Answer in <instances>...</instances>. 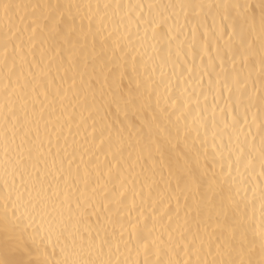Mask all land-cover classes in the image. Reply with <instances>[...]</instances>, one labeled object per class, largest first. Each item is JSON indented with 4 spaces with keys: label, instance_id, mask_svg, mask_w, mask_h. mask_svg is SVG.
<instances>
[{
    "label": "snow or ice",
    "instance_id": "obj_1",
    "mask_svg": "<svg viewBox=\"0 0 264 264\" xmlns=\"http://www.w3.org/2000/svg\"><path fill=\"white\" fill-rule=\"evenodd\" d=\"M0 264H264V0H0Z\"/></svg>",
    "mask_w": 264,
    "mask_h": 264
}]
</instances>
